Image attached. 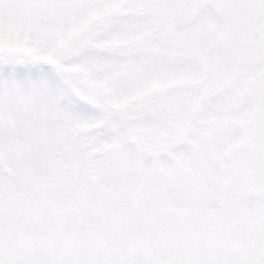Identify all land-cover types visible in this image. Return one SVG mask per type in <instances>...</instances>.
Masks as SVG:
<instances>
[{
  "label": "rangeland",
  "instance_id": "374dc122",
  "mask_svg": "<svg viewBox=\"0 0 264 264\" xmlns=\"http://www.w3.org/2000/svg\"><path fill=\"white\" fill-rule=\"evenodd\" d=\"M0 264H264V0H0Z\"/></svg>",
  "mask_w": 264,
  "mask_h": 264
},
{
  "label": "water",
  "instance_id": "95a60500",
  "mask_svg": "<svg viewBox=\"0 0 264 264\" xmlns=\"http://www.w3.org/2000/svg\"><path fill=\"white\" fill-rule=\"evenodd\" d=\"M6 172H7V170H5V169H1V170H0V174H1V175H4Z\"/></svg>",
  "mask_w": 264,
  "mask_h": 264
}]
</instances>
